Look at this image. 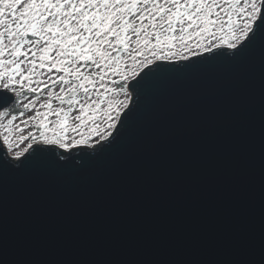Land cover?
Instances as JSON below:
<instances>
[{
    "label": "snow or ice",
    "instance_id": "1",
    "mask_svg": "<svg viewBox=\"0 0 264 264\" xmlns=\"http://www.w3.org/2000/svg\"><path fill=\"white\" fill-rule=\"evenodd\" d=\"M258 37L264 39V0H0V184L10 176L76 175L95 167L127 146L149 95L193 72L240 64ZM200 203L210 207L211 219L189 231L238 250L253 242L238 189L218 187ZM24 227L39 239L47 226L37 219ZM259 242L264 250V210ZM0 248L7 249L2 208Z\"/></svg>",
    "mask_w": 264,
    "mask_h": 264
},
{
    "label": "water",
    "instance_id": "2",
    "mask_svg": "<svg viewBox=\"0 0 264 264\" xmlns=\"http://www.w3.org/2000/svg\"><path fill=\"white\" fill-rule=\"evenodd\" d=\"M146 104L127 146L95 167L0 184V264L264 260V39L240 64L171 80ZM221 186L242 195L253 237L243 249L188 230L210 221L200 202ZM37 219L47 227L33 239L24 226Z\"/></svg>",
    "mask_w": 264,
    "mask_h": 264
},
{
    "label": "flooded vegetation",
    "instance_id": "3",
    "mask_svg": "<svg viewBox=\"0 0 264 264\" xmlns=\"http://www.w3.org/2000/svg\"><path fill=\"white\" fill-rule=\"evenodd\" d=\"M28 115H31V113H26L24 119H26Z\"/></svg>",
    "mask_w": 264,
    "mask_h": 264
}]
</instances>
